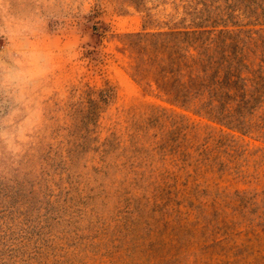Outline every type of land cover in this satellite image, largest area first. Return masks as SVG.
I'll return each mask as SVG.
<instances>
[{
    "label": "rangeland",
    "instance_id": "obj_1",
    "mask_svg": "<svg viewBox=\"0 0 264 264\" xmlns=\"http://www.w3.org/2000/svg\"><path fill=\"white\" fill-rule=\"evenodd\" d=\"M171 28L250 102L171 101ZM0 264H264V0H0Z\"/></svg>",
    "mask_w": 264,
    "mask_h": 264
},
{
    "label": "trees",
    "instance_id": "obj_2",
    "mask_svg": "<svg viewBox=\"0 0 264 264\" xmlns=\"http://www.w3.org/2000/svg\"><path fill=\"white\" fill-rule=\"evenodd\" d=\"M202 34L188 28L141 34L143 56L156 70L158 88L165 94L168 88L171 101L181 105L198 100L213 109L249 103L247 82L257 77H244L232 55L211 52Z\"/></svg>",
    "mask_w": 264,
    "mask_h": 264
}]
</instances>
